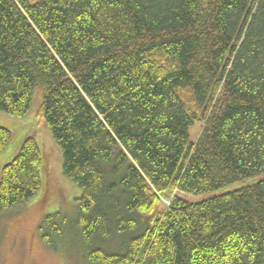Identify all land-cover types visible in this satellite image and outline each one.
I'll return each instance as SVG.
<instances>
[{"label":"trees","instance_id":"1","mask_svg":"<svg viewBox=\"0 0 264 264\" xmlns=\"http://www.w3.org/2000/svg\"><path fill=\"white\" fill-rule=\"evenodd\" d=\"M30 113L81 192L38 227L53 251L70 236L91 264H264V180L176 196L264 174V0H0V114ZM11 139L0 127V154ZM42 163L27 138L0 215L40 192Z\"/></svg>","mask_w":264,"mask_h":264},{"label":"rangeland","instance_id":"2","mask_svg":"<svg viewBox=\"0 0 264 264\" xmlns=\"http://www.w3.org/2000/svg\"><path fill=\"white\" fill-rule=\"evenodd\" d=\"M0 127L12 132L11 142L0 154V172L16 157L22 143L29 137L36 140L43 161L40 192L25 206L0 215V264H91L86 259L81 246L70 236L58 242V250L53 251L42 242L38 232V227L46 216L59 213L72 217L76 200L81 195V192L63 177L61 149L55 144L45 125L38 123L33 113L22 119L0 114ZM199 131L200 127L195 126L191 130L192 136H196ZM263 180L264 174L242 180L211 195L193 197L176 193V196L198 203L209 197L237 191Z\"/></svg>","mask_w":264,"mask_h":264}]
</instances>
